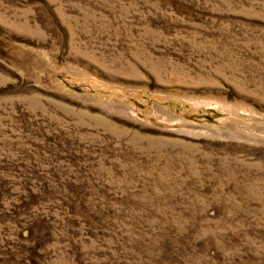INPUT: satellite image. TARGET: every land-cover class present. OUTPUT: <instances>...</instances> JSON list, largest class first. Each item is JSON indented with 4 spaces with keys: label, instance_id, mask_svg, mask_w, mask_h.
Wrapping results in <instances>:
<instances>
[{
    "label": "rangeland",
    "instance_id": "1",
    "mask_svg": "<svg viewBox=\"0 0 264 264\" xmlns=\"http://www.w3.org/2000/svg\"><path fill=\"white\" fill-rule=\"evenodd\" d=\"M0 264H264V0H0Z\"/></svg>",
    "mask_w": 264,
    "mask_h": 264
}]
</instances>
